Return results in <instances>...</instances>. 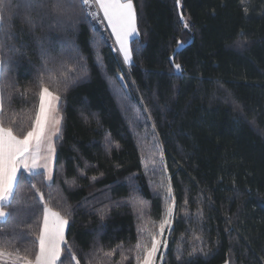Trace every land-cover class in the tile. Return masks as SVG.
Here are the masks:
<instances>
[{
    "label": "trees",
    "instance_id": "obj_1",
    "mask_svg": "<svg viewBox=\"0 0 264 264\" xmlns=\"http://www.w3.org/2000/svg\"><path fill=\"white\" fill-rule=\"evenodd\" d=\"M131 63L83 0H0V125L59 98L54 176L21 171L0 251L58 264H264V0H130ZM165 225V226H164Z\"/></svg>",
    "mask_w": 264,
    "mask_h": 264
},
{
    "label": "rangeland",
    "instance_id": "obj_2",
    "mask_svg": "<svg viewBox=\"0 0 264 264\" xmlns=\"http://www.w3.org/2000/svg\"><path fill=\"white\" fill-rule=\"evenodd\" d=\"M93 1V5L94 7H96L100 15V20H98L97 22L104 26L106 30L110 32V35L112 36V41L114 42V50L120 54L123 63L127 66L130 65V40L134 38H132L133 35H137L134 6H132L130 0H105L107 6L110 7V11L105 14L106 9L104 10V8L101 7L99 0ZM118 6L120 7L119 9L117 8ZM112 12L113 15H111ZM121 13L124 14V17L122 18ZM57 104L58 102H56V99H54L50 103H48L47 101L46 110L40 114V119L37 122V125L34 126L33 131L31 132H34L33 138L35 140L34 144H31L28 150L32 149L33 151H35V154L37 151L45 152L49 158L55 156L54 141L59 133L61 121V115L58 113ZM30 162L34 164V158H32V156L30 157ZM35 163H43L37 155ZM26 171L29 172V170ZM49 215L50 214L48 212L46 220L51 218L59 222H53V226L49 229L53 230L50 235H46L49 231L46 230V233L43 235V237L40 238V243L42 246L40 252L41 256H38L35 260H30L28 258L26 259L25 257L18 255L17 253L14 254L6 251H0V264H58V262H53L54 259L53 257L51 258V256H53V253L51 251L50 254V248L56 246L57 249L59 248V242L63 243L64 236H62L61 240V231H64V233L65 231L67 232V230H64L67 229V222L61 217L57 218V214L54 216V218ZM167 232L168 226L166 224V226L161 230L159 236L155 240L153 246L148 249L147 253L144 256V259L141 261L140 264L161 263L159 261V255L160 252H162L165 248ZM60 249H62V247H60ZM59 252H61V250Z\"/></svg>",
    "mask_w": 264,
    "mask_h": 264
},
{
    "label": "crops",
    "instance_id": "obj_3",
    "mask_svg": "<svg viewBox=\"0 0 264 264\" xmlns=\"http://www.w3.org/2000/svg\"><path fill=\"white\" fill-rule=\"evenodd\" d=\"M99 3L101 7L104 8V10L106 9L105 14L108 11H110V7L107 6V3H105V0H99ZM117 8L119 9L120 7L118 6ZM111 15H113V12L111 13ZM122 17H124V14L121 13V18ZM133 37L134 35L132 36V38ZM0 68H1V64H0ZM0 74H1V70H0ZM54 99H56V102H58L57 104V108H58L59 98L56 95L52 94L47 89H43V93L40 99V106H39V110L37 114L38 117H37V120L34 126L37 125V122L39 121L40 116H41L40 114L46 110L47 101L48 103H50ZM0 102H1V93H0ZM0 109H1V105H0ZM31 132L24 138L19 139L11 131L3 128L0 125V221H2V219H4L6 216L7 211L4 209V205H6L11 200V196L15 188V183L21 171L29 170V172L31 173H34L35 171H42L46 174V178L48 181H51L53 179L55 156L54 157L52 156L49 158L45 152H37V151L35 154V151H33L32 149H30L31 150V153H30V150H28V148L31 146V144H34V140H35L33 138L34 132L33 133ZM54 145H55V141H54ZM54 149H55V146H54ZM55 154H56V149H55ZM36 155L40 158V160L43 163L41 164L35 163ZM31 156L32 158H34V164L30 162ZM48 212L50 214L49 216H51L52 218H54V216L57 214L56 212L55 214L53 210L51 211V209L48 208V210L45 213V218H44L45 221H44L43 228H42L43 232L40 238L43 237V235L46 233L45 232L46 230L48 231L53 226V222H59L51 218L46 220ZM57 215H56L57 218L61 217L59 215L58 217ZM52 232L53 230H49L46 235H50ZM65 235H66V231L65 233L64 231H61V240H62V236H64V239H65ZM39 243H40V240H39ZM64 243H65L64 240H63V243L59 242V246H58L59 248L57 249H56V246H54L53 248H50V254H51V251L53 253V256H51V258L53 257L54 259L53 262L57 263L59 261L61 257V252L59 251L60 250L62 251L60 247H62ZM41 248L42 246L40 243L38 256H41L40 255Z\"/></svg>",
    "mask_w": 264,
    "mask_h": 264
},
{
    "label": "built area",
    "instance_id": "obj_4",
    "mask_svg": "<svg viewBox=\"0 0 264 264\" xmlns=\"http://www.w3.org/2000/svg\"><path fill=\"white\" fill-rule=\"evenodd\" d=\"M85 2H87L89 5H90V7H92V11H91V18L92 19H95L96 21H98V20H100L99 19V12H98V10L96 9V7H94V5H93V0H84Z\"/></svg>",
    "mask_w": 264,
    "mask_h": 264
},
{
    "label": "bare ground",
    "instance_id": "obj_5",
    "mask_svg": "<svg viewBox=\"0 0 264 264\" xmlns=\"http://www.w3.org/2000/svg\"><path fill=\"white\" fill-rule=\"evenodd\" d=\"M83 2H84L85 4H87L88 11H89V14H90V16H91L92 7H90V5H89L87 2H85L84 0H83Z\"/></svg>",
    "mask_w": 264,
    "mask_h": 264
}]
</instances>
